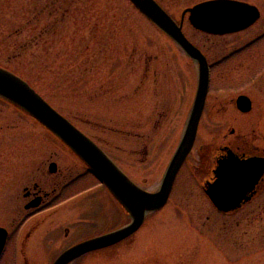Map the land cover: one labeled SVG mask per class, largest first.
<instances>
[{
  "label": "rangeland",
  "instance_id": "rangeland-1",
  "mask_svg": "<svg viewBox=\"0 0 264 264\" xmlns=\"http://www.w3.org/2000/svg\"><path fill=\"white\" fill-rule=\"evenodd\" d=\"M197 1L163 0V7L179 21ZM185 31L194 39L187 24ZM0 69L26 81L139 188L159 190L191 112L196 70L128 0H0ZM242 77L224 76V82L215 80L216 86L228 87ZM152 110L164 111L166 118L157 123ZM227 128L207 110L169 204L148 214L132 237L73 264H214L215 245L220 246L218 264L237 261L227 256L228 220L220 219L216 226L203 198L181 197L185 185L196 186L189 166L198 160L197 149L212 144ZM50 164L72 168L78 182L57 202L94 191L76 205L53 212L45 206L26 214L21 253L28 264H53L65 250L132 221L66 145L0 98L1 226H7L16 209L23 212L22 187L33 184L39 169L47 174ZM48 181L44 188L51 191ZM12 254L10 248L5 264H11Z\"/></svg>",
  "mask_w": 264,
  "mask_h": 264
},
{
  "label": "flooded vegetation",
  "instance_id": "flooded-vegetation-1",
  "mask_svg": "<svg viewBox=\"0 0 264 264\" xmlns=\"http://www.w3.org/2000/svg\"><path fill=\"white\" fill-rule=\"evenodd\" d=\"M154 1L201 56L198 59L192 58L176 40L150 21L164 34L169 43L171 42L174 48L195 66L196 90L191 111L197 97L200 76L205 67L208 70V88L200 122L208 110L212 120L216 122L221 120L228 125L225 133L213 138L212 144H203L197 149L198 160L189 166L196 186L190 183L185 185V193L181 197L188 200L203 198L209 206V212L212 211L216 226L219 225L220 219L228 220L231 236L227 256L236 257L238 260L229 262L224 260V264H264V0H198L196 4L182 12L179 21L163 7V0ZM233 4L238 7L237 11L232 8ZM195 8L197 27L190 21V10ZM186 24L192 29L194 39L185 31ZM153 72L157 75L156 71ZM232 74L243 76L242 81L237 79L236 82L227 85L228 87L216 86L215 80L217 83L224 82V76ZM152 114L158 120L157 123L166 118L164 111L152 110L150 116ZM190 115L191 112L187 123ZM195 145L196 140L174 180L168 201L163 208L169 204L177 188V178L191 157ZM225 163L229 169V180L225 182L227 189L225 192L214 191L217 199L222 202L219 208L208 196L207 191L219 183L217 173ZM86 168L91 175L88 167ZM43 170L39 169V173L32 180V185L23 186L21 189L20 205L23 212L16 209V214L7 226L0 225V229L6 232L0 264L6 263L4 258L10 248L13 253L11 264H28L26 257L24 258L21 253L27 213L42 210L41 208L45 206L43 210L53 212L66 205H76L85 201L94 191L84 190L81 195L72 194L65 204L57 202L62 193L77 186L74 185L75 170L72 168L59 170L55 166L52 171L51 164L48 166L47 174ZM50 178L51 183L48 181ZM47 181L54 186L51 191L44 188ZM98 185L104 188L99 181ZM35 203L38 204L36 208L27 209ZM88 223L90 224L89 220ZM12 241L13 244L10 245ZM219 247L215 245L212 251L214 264L219 262Z\"/></svg>",
  "mask_w": 264,
  "mask_h": 264
},
{
  "label": "water",
  "instance_id": "water-1",
  "mask_svg": "<svg viewBox=\"0 0 264 264\" xmlns=\"http://www.w3.org/2000/svg\"><path fill=\"white\" fill-rule=\"evenodd\" d=\"M129 1L148 20L176 40L188 55L194 59L201 58L195 48L186 41L180 29L177 28L175 23L154 0ZM232 8L236 11L238 9L234 4ZM190 13V21L194 27H197V9L190 10ZM207 88L208 70L204 67L202 76H200L197 97L182 141L166 170L159 191L152 194L136 186L90 139L58 114L28 84L9 72L0 69V97L21 108L67 145L111 192L132 220L123 229L71 247L63 252L53 264H71L87 254L112 247L125 241L142 227L145 217L148 214L159 211L165 206L176 175L194 145L199 121L204 108ZM54 168L55 164H52L51 170L54 171ZM228 171L229 169L226 163L222 164L217 173L219 183L217 182L218 184L215 188L212 186L207 191L208 196H210L213 203L219 208L222 206V202L217 199L214 191L223 190L225 192L227 189L225 182L229 180ZM37 206V203L31 204L27 209L36 208ZM5 239L6 232L0 229V255L4 247Z\"/></svg>",
  "mask_w": 264,
  "mask_h": 264
}]
</instances>
